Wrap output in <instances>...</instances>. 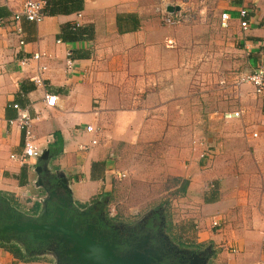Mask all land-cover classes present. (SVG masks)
<instances>
[{
    "label": "crops",
    "instance_id": "1",
    "mask_svg": "<svg viewBox=\"0 0 264 264\" xmlns=\"http://www.w3.org/2000/svg\"><path fill=\"white\" fill-rule=\"evenodd\" d=\"M25 1L0 0V19L7 22L0 24V224L19 214L47 219L51 206L59 209L66 202L99 205L91 201L108 197L112 153L145 147L162 138L168 127L178 133L185 102L181 96L191 97L187 103L194 106V82L181 78L179 57L188 56L181 37H196L194 30L178 33L185 20L176 16L185 8L178 1L85 0L79 12L46 15L41 22L22 19L20 36L8 23ZM171 5L181 9L171 12ZM242 6L252 10L246 30L238 15ZM219 7L230 13L231 27L240 29L236 34L247 52L246 74L264 67V0H230ZM129 15L137 16L139 26L122 31ZM66 23L82 25V37L64 41ZM36 52L46 55L37 60L32 57ZM236 92L233 106L210 109L206 124L199 125L211 145L190 142L189 157L196 161L174 172L189 180L184 195L202 202L201 237L193 238L194 243L210 247L209 257L219 264H263L264 92L257 93L248 83ZM48 94L58 96L57 106H48ZM15 104L29 113L41 151L25 161L20 159L25 127ZM193 106H186L187 111ZM236 110L242 111L240 118L224 117ZM88 125L98 131H88ZM93 138L99 143L92 145ZM203 150L213 152L206 155L207 170L200 165ZM4 236L0 264L45 263L19 259Z\"/></svg>",
    "mask_w": 264,
    "mask_h": 264
},
{
    "label": "rangeland",
    "instance_id": "2",
    "mask_svg": "<svg viewBox=\"0 0 264 264\" xmlns=\"http://www.w3.org/2000/svg\"><path fill=\"white\" fill-rule=\"evenodd\" d=\"M171 1H178L183 8L185 7L182 14V21L185 19L182 22L184 25L179 26L181 28L178 33L181 34V31L191 33L194 30L196 37L191 40L186 34L181 37V43L185 42L188 45V56H178L180 67L190 65L186 72L182 68L181 78L194 82L190 89L195 93L194 106L187 103V100L192 102L191 97L185 99L181 96L185 102L183 104L181 101L184 109L180 110L178 133L172 132L168 127L162 138L153 140L145 147L134 145L126 147L128 150L113 152L108 178L109 194L100 200L103 202L108 200L104 202L107 213L112 212L114 215L111 217L125 223H129L139 214L146 215L163 207L171 223L168 229L170 238L194 243L193 238L201 237L199 230L203 216L202 202L184 195L180 187L182 179L186 177L177 172L196 161L195 157H189L190 142L201 144L202 141H206V147L211 145L201 129L207 122L205 115L215 107L235 104L236 90L245 84L242 77L249 72V66L245 64L247 52L240 47L241 38H238V33L236 34L240 29L235 27V24L231 27L230 22L227 27L222 26L223 8L219 5H225L230 0ZM232 28L235 32L231 33ZM181 48L183 49V45ZM184 74H188L190 78ZM219 86L220 88L227 86L225 87L227 92L221 88L222 92L219 94ZM209 97L211 101L208 100ZM186 106H193V109L187 111ZM191 124H194L192 128ZM195 139L199 141H194ZM203 151L200 153L202 158L200 165L203 167L202 170H207L208 158L207 154L203 157ZM207 153L213 154L211 150ZM209 183L210 181L207 183L208 191H212L214 187ZM100 200L93 198L91 202L101 203ZM41 260L45 261L43 264H66L61 258H56L53 252ZM212 261L213 264H219L210 257L202 256L196 260L197 264H211Z\"/></svg>",
    "mask_w": 264,
    "mask_h": 264
},
{
    "label": "flooded vegetation",
    "instance_id": "3",
    "mask_svg": "<svg viewBox=\"0 0 264 264\" xmlns=\"http://www.w3.org/2000/svg\"><path fill=\"white\" fill-rule=\"evenodd\" d=\"M51 207H53L51 214L44 219L46 222L61 216L60 209ZM72 215H75V220L79 223L77 232L82 231L81 234L87 231L94 234L97 232L99 235L105 232L108 240L113 241L121 251L130 254L138 253L146 257L148 259L146 264H197V258L211 255V248L206 245L197 247L191 241L171 239L167 227V214L163 207L146 215H137L129 221L128 226L122 225L125 222H118L111 217L113 215L106 212L104 203L90 205V207H81L77 203H72L68 206L65 217L68 219ZM9 220L2 222L0 227L6 225ZM113 220H115L114 223ZM13 233V231L0 233V236ZM64 263L72 264L69 261Z\"/></svg>",
    "mask_w": 264,
    "mask_h": 264
},
{
    "label": "water",
    "instance_id": "4",
    "mask_svg": "<svg viewBox=\"0 0 264 264\" xmlns=\"http://www.w3.org/2000/svg\"><path fill=\"white\" fill-rule=\"evenodd\" d=\"M180 6H169V11H178ZM69 202L59 205L60 217L51 222L28 219L23 215H10L6 225L0 227V233H32L35 239L60 240L64 244V261L72 264H146V257L138 253H125L113 241L108 240L107 234L97 232H77L78 222L75 215L66 219ZM92 228H95L91 226ZM82 230V229H81ZM148 264V263H147Z\"/></svg>",
    "mask_w": 264,
    "mask_h": 264
},
{
    "label": "built area",
    "instance_id": "5",
    "mask_svg": "<svg viewBox=\"0 0 264 264\" xmlns=\"http://www.w3.org/2000/svg\"><path fill=\"white\" fill-rule=\"evenodd\" d=\"M46 5V0H26L22 7L13 13V17L10 21V24L13 25L15 31L21 36L23 33V27L21 26L20 22L22 19H27L29 21H36L41 22L46 14L44 13V7ZM251 9L249 6H242L240 7L238 11V15L240 18V25L242 29L246 30L250 27V13ZM182 13H179L176 15L178 19L182 20L183 17L180 15ZM182 17V18H181ZM231 19V15L229 12H223L221 16V22L223 27H227L229 25V21ZM0 24H7L2 18L0 19ZM21 38V37H20ZM58 42H62V39H59ZM26 43L24 38L20 39V45H24ZM45 53L42 52H36L32 56L34 59L40 60L43 56H45ZM28 59L27 57H24L22 59V63L25 65L27 63ZM69 65H72V61L69 59L68 61ZM43 69H46L45 66H43ZM36 80H39V78H36ZM242 81L244 83H249L254 85L257 93H263L264 92V67H261L259 69H256L255 71L251 73L244 74L242 77ZM59 103L58 96L56 94H48L47 95V104L50 107H55ZM15 107L19 110V116L22 121V125L25 127V138H24V151L23 154L20 156V159L22 161H25L28 158L32 157H38L41 155V151L38 149V146L35 144V136L32 129V119L27 112V110H24L22 107H20L18 104H15ZM242 116V111L236 110V111H230L226 112L224 117L226 119L231 118H240ZM87 130L90 132H97L98 129L94 125H88ZM99 143V140L97 138H93L91 141L92 145H95ZM81 148L86 149V146H82ZM207 154V152H203V157ZM122 175V174H121ZM111 212V211H110ZM111 215H114L111 212ZM218 222L215 221V224ZM261 262L264 264V253L262 255Z\"/></svg>",
    "mask_w": 264,
    "mask_h": 264
},
{
    "label": "trees",
    "instance_id": "6",
    "mask_svg": "<svg viewBox=\"0 0 264 264\" xmlns=\"http://www.w3.org/2000/svg\"><path fill=\"white\" fill-rule=\"evenodd\" d=\"M84 4L85 0H46L44 13L46 15L71 14L73 12L81 11L84 8ZM138 26L139 21L135 15H129L127 24L123 25L121 23L120 25L122 31L135 30ZM83 31H85L84 27L78 23H66L63 25L62 39L68 42L77 41L82 37ZM182 181L180 188L185 194L189 185V180L182 179ZM104 209L107 212L106 205H104ZM44 219L45 217L41 218L40 221ZM115 220L118 221L117 219ZM115 220L112 222L114 223ZM129 223H124L123 225L128 226ZM170 224L171 223L168 221V229ZM4 237V240L8 241L7 246L9 249L12 250L16 257L23 261H42L41 258H44L50 252H53L56 254V258H61L63 262H65L63 258L64 246L63 242L60 240L35 239L32 233L11 234L5 235ZM196 246L201 247L202 245L196 243Z\"/></svg>",
    "mask_w": 264,
    "mask_h": 264
}]
</instances>
